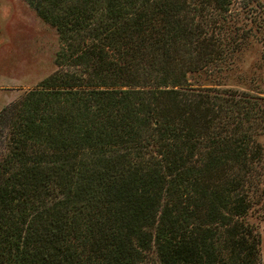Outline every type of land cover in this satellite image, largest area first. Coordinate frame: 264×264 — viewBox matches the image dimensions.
Instances as JSON below:
<instances>
[{"label":"trees","instance_id":"1","mask_svg":"<svg viewBox=\"0 0 264 264\" xmlns=\"http://www.w3.org/2000/svg\"><path fill=\"white\" fill-rule=\"evenodd\" d=\"M25 1L57 67L0 108V264H259L264 96L187 79L226 0Z\"/></svg>","mask_w":264,"mask_h":264},{"label":"rangeland","instance_id":"2","mask_svg":"<svg viewBox=\"0 0 264 264\" xmlns=\"http://www.w3.org/2000/svg\"><path fill=\"white\" fill-rule=\"evenodd\" d=\"M201 2L204 9L210 10L207 18L214 22L218 17L215 18L212 0ZM226 3L219 17L229 15L243 32L239 28L234 34L236 41L222 49L225 55L220 63L188 73L187 79L194 86H230L264 96V0H226ZM230 18H226L227 23L232 22ZM227 23L229 32L232 28ZM57 48L54 27L41 19L25 0H0V108L57 67L54 63ZM246 219L255 224L259 233V264H264V209L250 212Z\"/></svg>","mask_w":264,"mask_h":264}]
</instances>
